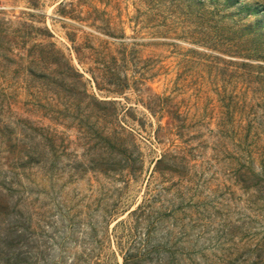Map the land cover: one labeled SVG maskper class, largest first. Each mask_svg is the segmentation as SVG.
Instances as JSON below:
<instances>
[{
  "label": "rangeland",
  "instance_id": "obj_1",
  "mask_svg": "<svg viewBox=\"0 0 264 264\" xmlns=\"http://www.w3.org/2000/svg\"><path fill=\"white\" fill-rule=\"evenodd\" d=\"M173 1L0 0V264H264V62Z\"/></svg>",
  "mask_w": 264,
  "mask_h": 264
},
{
  "label": "trees",
  "instance_id": "obj_2",
  "mask_svg": "<svg viewBox=\"0 0 264 264\" xmlns=\"http://www.w3.org/2000/svg\"><path fill=\"white\" fill-rule=\"evenodd\" d=\"M225 1L227 4L231 2L230 5L235 3V5L237 4L241 7L235 16L236 19L232 20V29L227 34L231 37L228 39H225L223 35H215L213 36L214 38L207 36V33H213L221 24L225 25L223 21L215 20L216 16L221 14V11L213 2L207 3L204 0H178L177 2H170V7L178 12L184 22L195 25L203 36L213 39V44L209 47H212L214 50L232 53L249 60L264 62V7L256 5L252 10V7L248 4H240L238 0ZM207 5L212 7L211 12H209L210 10H208ZM242 12L246 13L247 22H243ZM208 14L214 17L207 18V16H210ZM249 19L253 20L248 22ZM165 30L172 31V28L166 26ZM219 30L221 31L222 28ZM200 43L207 45V42Z\"/></svg>",
  "mask_w": 264,
  "mask_h": 264
}]
</instances>
